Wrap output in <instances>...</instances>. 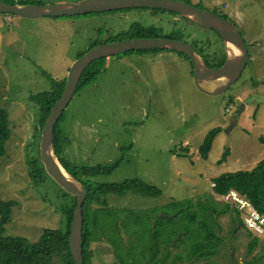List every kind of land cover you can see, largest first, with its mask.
<instances>
[{"label": "rangeland", "instance_id": "374dc122", "mask_svg": "<svg viewBox=\"0 0 264 264\" xmlns=\"http://www.w3.org/2000/svg\"><path fill=\"white\" fill-rule=\"evenodd\" d=\"M1 1L50 7L85 0ZM190 2L226 17L245 39L250 60L230 89L208 96L196 88L190 63L174 52L125 54L106 60L100 76L75 93L58 125L62 158L72 171L117 164L113 172L92 182L120 184L137 179L162 193L158 198L106 197L116 211L139 214L166 208L157 212L158 219H172L175 205L189 200L198 203L211 197L228 206L214 196L213 180L252 170L264 159L260 142L264 139V0ZM174 20L171 15L154 18L137 10L40 20L0 14V109L8 113L11 129L6 155L0 158V198L17 204L5 237L34 244L45 231L61 227V188L51 178L40 185L30 175L29 159L38 154L41 139V111L31 98L50 90V80H66L79 55L87 54L96 41L118 39L135 24L161 28L167 36ZM179 22L190 37L184 42L198 47L209 44L211 53L225 52L213 32ZM215 128L221 132L205 160L199 150ZM226 149L230 155L219 164ZM230 219L232 214L219 221L222 237L227 236ZM92 249L94 264H116L108 244H94Z\"/></svg>", "mask_w": 264, "mask_h": 264}, {"label": "trees", "instance_id": "16d2710c", "mask_svg": "<svg viewBox=\"0 0 264 264\" xmlns=\"http://www.w3.org/2000/svg\"><path fill=\"white\" fill-rule=\"evenodd\" d=\"M174 1H182L193 6L190 0ZM196 8L205 10L202 7ZM137 11L148 12L154 18L171 15L175 19L172 22L173 24H171L173 28L172 33L165 36L161 28L135 24L125 33L121 34L118 39H110L105 43L96 41L90 50L100 45L123 40L171 39L184 42V38L188 37L185 34V30H182L179 26V20L187 23L190 22L183 19L180 15L162 11ZM212 13L228 21L226 17L214 12ZM213 33L217 35L215 32ZM217 37L220 39L218 35ZM188 38L190 39V37ZM220 41L222 42L221 39ZM192 46L203 58L209 70L216 71L224 66L226 62L224 51L211 53L209 51V44L200 47L197 44H193ZM157 52L161 51L129 54ZM176 54L182 56L190 63L193 74L191 62L184 55ZM84 55H79L78 59ZM105 62L106 60H102L88 68L78 84L77 91L100 76ZM66 80H50V90L41 92L31 98V100L39 105L41 111L38 130L40 135L52 106L60 97ZM63 117L64 113L54 129L55 156L63 169L71 173L86 187L88 194L83 209L84 264H94L95 253L92 245L103 243L111 247L116 264H210L209 258L212 255L211 250L214 247V243H219L224 240L220 236L222 234V225L219 223L220 219L229 214L240 217L239 214L228 206H221L222 204L220 205L211 197L205 202L199 201L196 203L189 200L184 204L175 205V214L171 220L158 219L156 215L157 212L163 213L166 208L139 214L132 211H116L110 208L105 198L111 195L125 197L128 194H133L158 198L162 193L157 188L148 186L137 179L123 181L120 184H95L92 182L91 179L98 175L113 172L117 164L111 166L84 167L78 171H72L67 161L62 158L63 142L59 136L58 125ZM220 132L221 128H215L207 134L199 150L201 158L208 159L213 143ZM10 137L9 115L6 110L0 109V158L6 155L5 146ZM260 142L264 145L263 138H260ZM39 145L40 142L38 141L36 145L38 154L29 159V167L30 175L34 181L40 185H44L50 177L41 162ZM229 155L230 149H226L219 164L227 161ZM213 184L215 185L213 188L214 196H226L231 191H237L264 217V159L252 170L222 174L213 180ZM61 194L60 200L63 205L59 208L62 217L60 229L45 231L39 241L34 244L21 238L5 237L6 227L11 223L13 209L17 204L15 202H3L0 198V264H75L69 249V238L77 207V199L64 193L62 189ZM180 210L183 211L179 213ZM241 226L245 227L243 224ZM180 235H183V239L174 248L177 250V253L172 254L173 249L170 248V245Z\"/></svg>", "mask_w": 264, "mask_h": 264}, {"label": "water", "instance_id": "95a60500", "mask_svg": "<svg viewBox=\"0 0 264 264\" xmlns=\"http://www.w3.org/2000/svg\"><path fill=\"white\" fill-rule=\"evenodd\" d=\"M128 10H150L178 14L198 28L215 32L223 42L226 62L221 69L212 71L207 68L203 58L189 43L171 39H133L100 45L78 59L70 68L60 97L52 106L42 130L39 151L41 162L48 176L64 193L77 199V207L69 238V249L75 264H84L83 209L88 194L86 187L59 164L55 156L53 134L55 126L75 96L78 84L88 68L102 60H109L129 53L176 52L184 55L191 62L196 88L208 94V96H220L241 78L250 60L245 39L232 23L212 12L198 9L182 1L85 0L71 5L38 7L32 5H7L0 0L1 15L15 16L26 20L78 18ZM234 124H231L230 129ZM182 239L183 235H180L173 242L171 248H175Z\"/></svg>", "mask_w": 264, "mask_h": 264}, {"label": "flooded vegetation", "instance_id": "af4514ba", "mask_svg": "<svg viewBox=\"0 0 264 264\" xmlns=\"http://www.w3.org/2000/svg\"><path fill=\"white\" fill-rule=\"evenodd\" d=\"M228 223L227 236L219 243H214L211 250V264H264V239L252 236L246 227H242L241 218L232 215ZM234 227H236L234 229ZM229 231H231L229 233ZM224 230L222 229V234ZM220 234V236H222ZM250 234V236H249ZM242 240H237V237ZM218 247L216 248V246ZM220 254L218 257L217 254ZM222 255V258H221ZM221 258V260H220ZM220 260V262H218Z\"/></svg>", "mask_w": 264, "mask_h": 264}, {"label": "built area", "instance_id": "2783aa9c", "mask_svg": "<svg viewBox=\"0 0 264 264\" xmlns=\"http://www.w3.org/2000/svg\"><path fill=\"white\" fill-rule=\"evenodd\" d=\"M215 187L214 184H212ZM218 200L237 211L243 218L244 225L253 234L264 236V217L261 216L249 201L235 191L226 196L218 197Z\"/></svg>", "mask_w": 264, "mask_h": 264}]
</instances>
